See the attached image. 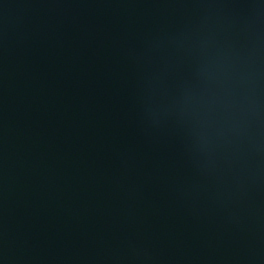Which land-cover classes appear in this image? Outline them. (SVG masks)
<instances>
[{"label": "water", "instance_id": "1", "mask_svg": "<svg viewBox=\"0 0 264 264\" xmlns=\"http://www.w3.org/2000/svg\"><path fill=\"white\" fill-rule=\"evenodd\" d=\"M0 264H264V0H0Z\"/></svg>", "mask_w": 264, "mask_h": 264}]
</instances>
